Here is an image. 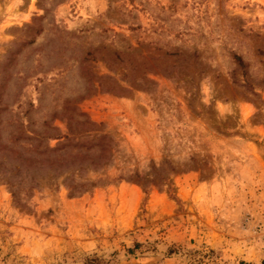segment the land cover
<instances>
[{
  "label": "rangeland",
  "instance_id": "rangeland-1",
  "mask_svg": "<svg viewBox=\"0 0 264 264\" xmlns=\"http://www.w3.org/2000/svg\"><path fill=\"white\" fill-rule=\"evenodd\" d=\"M59 136L106 161L4 166L0 264H264V0H0V155Z\"/></svg>",
  "mask_w": 264,
  "mask_h": 264
},
{
  "label": "trees",
  "instance_id": "trees-1",
  "mask_svg": "<svg viewBox=\"0 0 264 264\" xmlns=\"http://www.w3.org/2000/svg\"><path fill=\"white\" fill-rule=\"evenodd\" d=\"M235 60L238 64V66L242 69H244V64L241 61L240 58L237 56L235 57ZM59 141L56 147L51 148L49 146H46L42 151H39L38 149H32V150H20L15 149L8 145H2V149H5V153L0 155V158L6 157L7 161L0 162V170L4 171V166L11 164H17L19 166V172L28 171L30 169L35 170H41V171H48L51 170L54 174H59L61 172H64L66 170L72 169L74 167H79L81 163L87 160H92L94 162H91L93 164L91 165H99L106 161V154H105V143H101L98 151H94V149H90L89 152H71L67 150L66 148L68 146H71L72 139L68 138L66 136H59L57 138H54ZM102 140V138L97 139L99 142ZM61 141V142H60ZM75 180L72 181L71 184L67 185L70 189H73V193L76 194L80 192V189L82 187H85L87 185V182H83L81 184L75 185ZM8 184L11 185V182H8ZM95 185V184H94ZM18 188L16 186L12 185L11 188V194L12 196L16 197L18 193ZM139 244L135 245V248H138ZM83 264H107L105 260L97 255H91L87 256L84 259Z\"/></svg>",
  "mask_w": 264,
  "mask_h": 264
}]
</instances>
